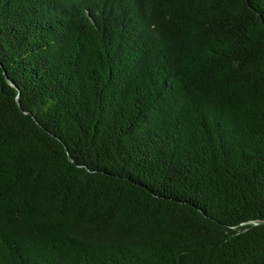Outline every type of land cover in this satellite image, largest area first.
I'll use <instances>...</instances> for the list:
<instances>
[{
	"label": "trees",
	"instance_id": "16d2710c",
	"mask_svg": "<svg viewBox=\"0 0 264 264\" xmlns=\"http://www.w3.org/2000/svg\"><path fill=\"white\" fill-rule=\"evenodd\" d=\"M0 264H264V0H0Z\"/></svg>",
	"mask_w": 264,
	"mask_h": 264
},
{
	"label": "water",
	"instance_id": "95a60500",
	"mask_svg": "<svg viewBox=\"0 0 264 264\" xmlns=\"http://www.w3.org/2000/svg\"><path fill=\"white\" fill-rule=\"evenodd\" d=\"M8 82H9V84L13 85V83H12L11 81L8 80ZM16 98H17V99L19 98V92H18V94L16 95Z\"/></svg>",
	"mask_w": 264,
	"mask_h": 264
}]
</instances>
